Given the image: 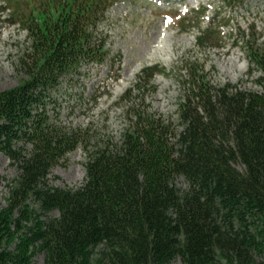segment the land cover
Instances as JSON below:
<instances>
[{"label": "trees", "instance_id": "obj_1", "mask_svg": "<svg viewBox=\"0 0 264 264\" xmlns=\"http://www.w3.org/2000/svg\"><path fill=\"white\" fill-rule=\"evenodd\" d=\"M112 1L27 0L28 16L11 9L30 43L18 62L24 79L0 91V154L18 172L0 210V240L17 244L0 250V264H31L36 253L42 264H264V44L253 31L241 37L260 91L213 86L204 65L185 63L176 131L136 103L163 71L143 68L123 96L130 123L120 141L91 144L86 129L61 120L58 96L87 66L119 70L99 30ZM245 3L221 0L217 11ZM216 15L197 47L222 41L233 18ZM78 148L81 185L51 184Z\"/></svg>", "mask_w": 264, "mask_h": 264}, {"label": "rangeland", "instance_id": "obj_2", "mask_svg": "<svg viewBox=\"0 0 264 264\" xmlns=\"http://www.w3.org/2000/svg\"><path fill=\"white\" fill-rule=\"evenodd\" d=\"M26 1L14 0V6L0 7V91L13 88L24 79L18 62L30 39L26 23L11 9L28 16L30 8L23 5ZM220 1L113 0L99 30L108 38L106 47L111 56L120 57L119 70L116 72L112 63L87 66L75 77L76 81L62 83L58 96L61 120L86 129L91 144L107 140L118 143L130 123V104L124 93L146 67L159 66L163 71L152 79L153 90L139 95L136 103L170 122L175 131L181 129L177 111L185 63L204 65V73L213 86L238 85L241 89L260 91L256 83L260 72L250 66L241 37L253 31V37L264 44V0H245V6L233 12L217 11ZM231 13L233 19L226 23L230 27L221 33L223 39L218 46L206 42L197 47V37L209 28L214 14L220 18ZM199 15L201 23L196 26ZM92 94L96 102L92 101ZM85 160L82 148L69 153L52 169L50 183L60 187L80 186ZM17 174L15 167L0 154V210L7 205L9 184ZM177 186L185 188L186 183L179 178ZM16 244V236L3 237L0 250L14 252ZM42 261V253L31 258V264Z\"/></svg>", "mask_w": 264, "mask_h": 264}, {"label": "bare ground", "instance_id": "obj_3", "mask_svg": "<svg viewBox=\"0 0 264 264\" xmlns=\"http://www.w3.org/2000/svg\"><path fill=\"white\" fill-rule=\"evenodd\" d=\"M125 85V84H124Z\"/></svg>", "mask_w": 264, "mask_h": 264}]
</instances>
